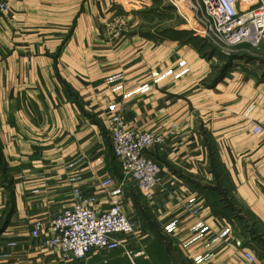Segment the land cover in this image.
I'll return each instance as SVG.
<instances>
[{
    "label": "crops",
    "instance_id": "1",
    "mask_svg": "<svg viewBox=\"0 0 264 264\" xmlns=\"http://www.w3.org/2000/svg\"><path fill=\"white\" fill-rule=\"evenodd\" d=\"M10 3L0 17V264H130L124 248L156 264L167 253L157 235L187 264H264V134L253 132L264 126V66L215 77L216 56L174 25L166 0ZM118 16L129 23L121 36L108 28ZM115 115L145 131L178 125L151 152L163 179L150 200L112 154ZM74 189L95 195L97 211L124 191L148 240L121 235L120 250L83 262L46 246Z\"/></svg>",
    "mask_w": 264,
    "mask_h": 264
},
{
    "label": "built area",
    "instance_id": "2",
    "mask_svg": "<svg viewBox=\"0 0 264 264\" xmlns=\"http://www.w3.org/2000/svg\"><path fill=\"white\" fill-rule=\"evenodd\" d=\"M192 11L190 28L195 35L202 37L220 53L235 52L243 46L248 52L260 49L264 42V0L257 6H242L246 0H186ZM179 12L180 6L169 0ZM12 12L10 0H0V17ZM190 21V20H189ZM114 35L121 36L129 31V23L124 17H115L108 25ZM177 123L163 132L145 131L134 128L127 121L115 115L111 119L110 141L112 154L125 177L132 179L143 194L150 200L153 189L163 179V167L151 152L166 144L175 134ZM255 134H264V126L255 125ZM113 182L112 177L102 181L104 187ZM73 203L49 221L51 237L46 246L59 247L66 257L83 262L92 252L113 253L124 244L121 235H134L139 230L137 219L130 217L124 209L127 194L122 191L114 198L108 209L97 211L94 204L97 197L74 189ZM45 221L35 222L33 236L38 237ZM14 244V243H11ZM130 264H138L137 253L123 249ZM250 263L256 261L253 252L244 253ZM108 260H104L107 263Z\"/></svg>",
    "mask_w": 264,
    "mask_h": 264
},
{
    "label": "rangeland",
    "instance_id": "3",
    "mask_svg": "<svg viewBox=\"0 0 264 264\" xmlns=\"http://www.w3.org/2000/svg\"><path fill=\"white\" fill-rule=\"evenodd\" d=\"M174 2H176L180 6L181 13L183 15V16H180L179 12H177V8L171 2H169V0H166L167 7H165V9H167V12L170 15L171 13H173L172 15L178 18V20L174 23V25H177L178 29H181V31L185 34H188L189 32L192 33L193 31L190 28L191 27L190 23L194 19L192 18V11L189 7L188 2L186 0H174ZM257 4H258V0H246L242 3V6L243 7L248 6V5L257 6ZM193 37L195 38L199 46L203 50L207 51V55H209L210 57L213 55L216 56L217 60L215 62L216 63L215 77H219L220 75L223 76L227 70L235 68L234 66H236V68L237 66H243L244 69L246 68V65L248 64L250 66H254V65L264 66V46L261 47L260 49H252L251 52H248L243 46L236 47L235 52L225 54V53H220V51H218L213 45H211L207 40H204L202 37L198 35L193 36ZM220 193L223 198L226 197L227 195L225 190H221ZM140 226L139 228H141ZM142 230L139 229L137 233H135L134 235H131L130 238L134 237L135 235L139 237L142 236L143 237L142 240L144 242L147 241L148 240L147 236H150V233H146V234L140 233V231L142 232ZM156 241L160 245H164V246H161L162 248L166 247L165 249L167 253H165L164 249H161L160 251L162 252L154 263L156 264H187L182 259L180 253L173 248H169V244L168 243L166 244L164 241H162V239L159 238L158 235L156 239L154 238V242Z\"/></svg>",
    "mask_w": 264,
    "mask_h": 264
}]
</instances>
